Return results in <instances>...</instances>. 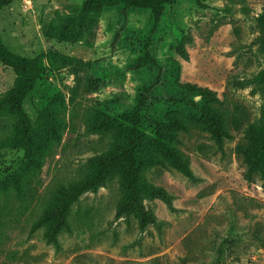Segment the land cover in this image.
I'll return each mask as SVG.
<instances>
[{"label": "rangeland", "instance_id": "374dc122", "mask_svg": "<svg viewBox=\"0 0 264 264\" xmlns=\"http://www.w3.org/2000/svg\"><path fill=\"white\" fill-rule=\"evenodd\" d=\"M83 1L7 0L0 11V32L13 51L57 59L24 101L33 119L37 108L54 119L50 131L42 130L49 144L34 154L41 168L23 150L0 146V264H264V189L260 179L244 177L235 152L239 132L222 148L205 131L191 128L180 135L196 179L176 168L147 173L172 193L176 210L160 199L145 200L160 224L144 232L133 216L115 220L122 196L117 180L80 197L70 213L71 231L60 234L58 245L46 241L44 228L31 232L56 189L80 178L88 159L107 147V137L86 129L95 107L129 113L150 88L142 114L147 140L168 111L201 115V95L181 89L178 80L216 91L220 101L214 105L226 112L240 102L253 119L261 113V93L241 83L264 67L258 25L264 0H176L154 30L150 9L125 13L123 5L105 6L93 43L87 28L67 21L71 6ZM70 30L82 36L61 35ZM185 35L191 36L188 60L176 51ZM147 49L157 64L137 68ZM85 61L91 64L81 66ZM14 78L0 62V93ZM21 175L30 181L19 197L14 181ZM222 242L224 257L217 262Z\"/></svg>", "mask_w": 264, "mask_h": 264}, {"label": "trees", "instance_id": "16d2710c", "mask_svg": "<svg viewBox=\"0 0 264 264\" xmlns=\"http://www.w3.org/2000/svg\"><path fill=\"white\" fill-rule=\"evenodd\" d=\"M174 1L176 0H84L81 4L71 6L67 21H77L87 28L91 36L90 43H93L98 19L105 6L123 5L125 13L131 8L150 9L154 30L161 22L166 6ZM197 2L202 3V0ZM6 3L7 0H0V11ZM258 25L261 33V51L264 54V10L258 17ZM61 35L70 40H77L82 36L71 30L64 34L61 32ZM187 40H191L190 35H185L176 46L177 53L186 60L189 59ZM0 62L11 68L15 75L12 86L0 93V146L5 149L23 150L25 157L36 169H40L42 160L40 157L34 158V154L37 151L42 152L43 146L49 144L50 138L44 137L42 130L45 129V134L50 131L54 126V119L40 108H37V117L33 119L26 111L24 101L33 91L37 81L51 67L57 65V59L49 54L29 57L16 53L5 43L0 32ZM90 64L91 62L85 61L81 66ZM153 64H157V60L147 49L136 67ZM159 80L160 76L156 82ZM177 84L185 91L201 95V102L204 103L197 108L201 115L196 116L179 110L168 111L163 120L156 121L155 136L152 139H146L142 125V114L149 99L150 88L142 93L139 103L129 113L112 114L101 106L95 107L93 114L86 120V129L89 133L107 137V147L88 159V169L80 178L68 184H61L56 189L46 208L34 221L32 233L44 228L43 236L46 241L58 245L60 234L63 231H71L72 206L85 193L97 192L113 180H117L122 189V196L116 206L115 220L133 216L137 219L141 232L146 231L150 225L160 224L157 215L147 207L145 200L160 199L170 210L175 211L174 196L166 187L149 181L147 173L153 167L176 168L189 179H196L190 167L189 156L180 148V135L189 132L191 128L208 132L219 148H222L226 140L233 139L235 133H243L235 146V152L245 167L244 177L249 182L260 179L264 189V67L252 78L241 83L242 86L253 84V92H260L263 97L258 120L253 119L249 109L240 102H235L231 112L215 106L220 98L216 91L209 87L180 80ZM22 178L23 175L14 181L19 197H22L23 188L30 181L29 178ZM2 221L0 218V223ZM224 243L226 242H222L218 248L217 262L224 257Z\"/></svg>", "mask_w": 264, "mask_h": 264}]
</instances>
